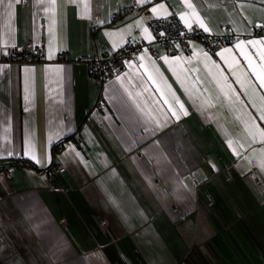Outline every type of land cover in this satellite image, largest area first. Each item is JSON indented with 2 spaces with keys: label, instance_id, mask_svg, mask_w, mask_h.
<instances>
[{
  "label": "crops",
  "instance_id": "obj_1",
  "mask_svg": "<svg viewBox=\"0 0 264 264\" xmlns=\"http://www.w3.org/2000/svg\"><path fill=\"white\" fill-rule=\"evenodd\" d=\"M8 3L0 5V164L27 165L0 175V264H264V87L237 44L224 48L227 59L199 43L159 58L144 51L105 84L74 62L153 42L156 19L203 30L198 17L208 33L241 36L260 71L264 47L247 41L264 40V28L254 34L264 0ZM25 40L44 42L45 62H2ZM62 52L69 62L58 61ZM173 93L188 112L179 120L163 103L179 110ZM53 164L63 172L47 180Z\"/></svg>",
  "mask_w": 264,
  "mask_h": 264
},
{
  "label": "built area",
  "instance_id": "obj_2",
  "mask_svg": "<svg viewBox=\"0 0 264 264\" xmlns=\"http://www.w3.org/2000/svg\"><path fill=\"white\" fill-rule=\"evenodd\" d=\"M138 5L134 3L128 11H137ZM150 30L154 37L153 42L135 41L130 42L124 47L114 52L111 56L100 58L97 56L84 55L74 62L85 64L88 67L90 76L98 83L105 84L116 79L126 68L128 62H134L145 50L153 58H159L161 51L166 55L176 54L178 51L188 53L192 44L199 43L204 49L216 56L221 50L230 45H235L241 40V36L235 34L230 28H225L221 35H214L205 32L198 27L189 30L180 20L172 16L165 19H156L150 23ZM262 28L254 27L255 35H262ZM46 61L44 42L34 44L30 40H25L20 47L10 48L2 59L6 63H42ZM59 62H69V56L62 52L58 57ZM96 109L101 113L108 111V104L101 98L96 105ZM77 146L83 149L84 140L74 137ZM27 165L24 160H15L7 164H0V175L5 177L17 169H22ZM63 172L59 164H53L50 168L43 171L47 180H51L55 174Z\"/></svg>",
  "mask_w": 264,
  "mask_h": 264
},
{
  "label": "snow or ice",
  "instance_id": "obj_3",
  "mask_svg": "<svg viewBox=\"0 0 264 264\" xmlns=\"http://www.w3.org/2000/svg\"><path fill=\"white\" fill-rule=\"evenodd\" d=\"M21 2H22V0H14V3H13V0H9V3L7 4V9L11 10V9H13L14 4H20ZM51 2H52V5H53V8H54L55 7V0H51ZM69 2L70 3H75V0H69ZM139 2L140 3H144L145 0H139ZM3 3H4V0H0V5H3ZM84 7H85V9H87L88 8V5L85 4ZM187 7L191 9L193 6L190 3H188L187 4ZM158 8L159 9H163L164 8V5L163 4H160V5L156 6V7H152L151 8L152 13L156 14L158 12ZM46 11H47V9H46ZM8 16H9V19H11V17H12V12L11 11L8 12ZM181 19H184V16H181ZM197 23H198L199 27L202 28L205 32H208L209 31V28L206 27L205 24H204V22L202 20H200L198 17H197ZM185 24H186V26L188 27L189 30H192V24L191 23H189L187 20H185ZM138 25H139V22H138ZM255 26L256 27H259V28H264V25H259L258 24V25H255ZM143 31L145 33V39H148L149 41H151L153 39V37L148 32V29L147 28H144ZM247 44L252 45V46L260 45V46L264 47V40H250V41H247ZM13 47H14V45H13ZM236 48L240 50L241 55H244L245 59L248 62V66L253 69V74L255 76H257V78L260 81V87H264V65L261 66V70L260 71H257L256 70V68L253 65L252 58L245 52V42L244 41H240L239 43H237ZM231 52H232V49H224L220 53H217V55L221 56L222 58L227 59L224 54L225 53H231ZM203 55H204V57H205L206 60H211V57H209L206 52L203 53ZM48 58L49 59H52L53 58V53L51 51V48H50L49 53H48ZM144 58L145 57L143 55H141L139 57V59L141 61H143ZM161 59H163L166 63L169 64V67H171L173 61H169V59H168L167 56L161 57ZM179 59L180 58H177V61ZM260 59L262 61H264V52H261L260 53ZM235 63L238 66V63L239 62L237 61ZM215 66L217 68L219 67V65H215ZM229 68L232 69L233 72L235 73L236 69L233 68V65L232 64H229ZM55 71L60 72L61 69L57 68V69H55ZM149 79H153V77L150 76ZM178 79H179V77H178ZM225 79H227V78H225ZM237 82L242 84V82L240 81V78L239 77H237ZM242 86H243V84H242ZM228 87L230 88L231 85H228ZM156 90L159 91V92H161V95L163 97L164 93H163L162 89L157 88ZM144 91H148V89L145 88ZM169 91H170V86H169ZM172 95H173V98H174V103L175 104H179V110L175 109L173 107V102H170L168 99H164L163 100V103L166 104V105H168V111H170L171 114L173 116H175V118L177 120H179L181 114L184 115V116H186V115H188V112H187L186 109H184V105L179 103L178 98H175V94L173 93ZM129 96H132V93H129ZM225 96L227 97V93H225ZM238 98L239 97L237 96V99ZM156 103H159V101H157ZM136 106L139 108L140 107L139 103H136ZM163 115L165 117V120H167V113L165 112V113H163ZM260 119L261 120H264V110H262L261 113H260ZM156 123L158 125H160V121L159 120H157ZM160 126H162V125H160ZM261 136L264 137V132H261ZM253 140H255V137H253ZM231 145H232V141H229V146L231 147ZM241 147H243V146L241 145ZM233 151H235V149H233ZM8 155H12V153L9 152ZM32 158L35 159L37 163H41V161L39 159H37L35 156H33ZM260 167L262 169H264V162H261ZM97 255H98V253H97Z\"/></svg>",
  "mask_w": 264,
  "mask_h": 264
},
{
  "label": "trees",
  "instance_id": "obj_4",
  "mask_svg": "<svg viewBox=\"0 0 264 264\" xmlns=\"http://www.w3.org/2000/svg\"><path fill=\"white\" fill-rule=\"evenodd\" d=\"M15 161V160H14Z\"/></svg>",
  "mask_w": 264,
  "mask_h": 264
}]
</instances>
